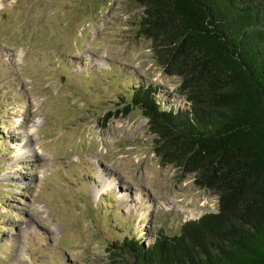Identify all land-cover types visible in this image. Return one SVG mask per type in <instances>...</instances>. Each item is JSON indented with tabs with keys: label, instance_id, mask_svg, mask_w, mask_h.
Here are the masks:
<instances>
[{
	"label": "rangeland",
	"instance_id": "374dc122",
	"mask_svg": "<svg viewBox=\"0 0 264 264\" xmlns=\"http://www.w3.org/2000/svg\"><path fill=\"white\" fill-rule=\"evenodd\" d=\"M141 15L134 0H0V264H120L123 237L147 245L217 211L122 112L137 86L186 104Z\"/></svg>",
	"mask_w": 264,
	"mask_h": 264
},
{
	"label": "trees",
	"instance_id": "16d2710c",
	"mask_svg": "<svg viewBox=\"0 0 264 264\" xmlns=\"http://www.w3.org/2000/svg\"><path fill=\"white\" fill-rule=\"evenodd\" d=\"M134 1L138 36L186 104L137 86L122 112L138 109L160 165L192 174L218 208L147 245L123 237L120 264H264V0Z\"/></svg>",
	"mask_w": 264,
	"mask_h": 264
},
{
	"label": "bare ground",
	"instance_id": "6f19581e",
	"mask_svg": "<svg viewBox=\"0 0 264 264\" xmlns=\"http://www.w3.org/2000/svg\"><path fill=\"white\" fill-rule=\"evenodd\" d=\"M103 192V191H102ZM98 195H99V193H98Z\"/></svg>",
	"mask_w": 264,
	"mask_h": 264
}]
</instances>
